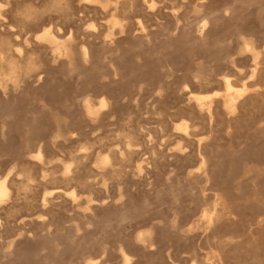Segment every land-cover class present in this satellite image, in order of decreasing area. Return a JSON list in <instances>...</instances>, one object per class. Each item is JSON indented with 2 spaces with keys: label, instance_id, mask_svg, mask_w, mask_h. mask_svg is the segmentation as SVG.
Masks as SVG:
<instances>
[{
  "label": "rangeland",
  "instance_id": "374dc122",
  "mask_svg": "<svg viewBox=\"0 0 264 264\" xmlns=\"http://www.w3.org/2000/svg\"><path fill=\"white\" fill-rule=\"evenodd\" d=\"M54 1L0 0V44L41 65L0 86V264H126L123 250L128 264H264V0ZM51 25L74 65L36 40ZM246 42L260 53L253 81ZM225 76L259 81L261 95L231 119L212 98L202 116L190 93L221 92ZM102 98L96 121L84 105ZM183 121L192 138L174 128ZM213 204L219 223L203 217Z\"/></svg>",
  "mask_w": 264,
  "mask_h": 264
},
{
  "label": "bare ground",
  "instance_id": "6f19581e",
  "mask_svg": "<svg viewBox=\"0 0 264 264\" xmlns=\"http://www.w3.org/2000/svg\"><path fill=\"white\" fill-rule=\"evenodd\" d=\"M58 1V0H57ZM56 0L54 1L55 2V5H57V2ZM85 1L86 3H89V4H92V5H97V6H100L101 8H103V10L107 11L106 9H108L110 6L114 7L115 6V9L118 8V6L120 4H124V7H127V8H132L135 3H136V0H83ZM148 0H144V2H147ZM53 2V3H54ZM84 2V3H85ZM62 4V3H59V5ZM55 5H52V6H55ZM58 6H55L53 8H56V7H59ZM31 7V6H30ZM32 8V7H31ZM1 4H0V17L2 16V13H1ZM35 10V8H34ZM34 12V11H33ZM33 12L29 11V13L27 14V16L29 18H31V16L33 15ZM36 12V11H35ZM115 14V12H114ZM36 15V14H35ZM33 18V16H32ZM25 19V18H24ZM112 23H114L115 25H118V22L116 21L117 18L115 17V15L112 16V19H111ZM35 22V20H34ZM33 22V23H34ZM23 25L22 27L25 29L27 28L30 24H27L26 21L22 22ZM28 23H29V20H28ZM13 28V26H10V30ZM52 25L51 26H47L43 29L42 32H40L39 34L36 35V40L42 42V43H45L49 46H51L52 48H54L57 52L59 51H62L63 52V55L68 59V61L73 64V58H74V52H73V49H72V45L68 42H62L60 40V38H58L54 33H53V29H52ZM23 29V30H24ZM20 37V36H19ZM72 38V36L70 37ZM71 40V39H70ZM73 40V39H72ZM72 42V41H71ZM245 47L246 48L245 50H247L252 58H253V61H254V67H253V70H252V75H251V81H253L257 76L261 75L259 73V57H260V53L256 50V48L249 42H246L245 44ZM19 46V45H18ZM13 48V45L11 44V42L6 39V38H3L2 39V42L0 44V66L6 64L8 66V73L4 74V77L3 78H0V86L3 88L4 92L6 91L7 89V84H3V80L6 81V82H11L14 87H18V85L20 84V78H19V73L22 71L24 72L25 75H28L30 73H33L34 71H36L37 69L40 68V63L36 60V59H33L32 57H29L27 60H26V66L24 67L23 64H22V61L20 60H17L16 58H14L12 55H11V51L13 52L12 50ZM21 49V48H20ZM18 50V49H17ZM53 50V49H52ZM84 50V54L87 55V50L86 48L83 49ZM19 52V51H18ZM21 52V51H20ZM22 53V52H21ZM20 55V54H19ZM32 56V55H31ZM21 57V56H20ZM39 57V55H38ZM88 58V57H87ZM70 64V65H71ZM74 65V64H73ZM259 74V75H258ZM1 77V76H0ZM204 77H202V80H203ZM206 82L207 80L204 79ZM203 80V81H204ZM259 80V79H257ZM205 82V84H206ZM256 82V81H255ZM259 81L255 84V87H249L246 83H243L241 86H237L235 84V80H233V78L229 77V76H225L223 77L222 79V85H223V91L221 92H215L213 94H204V95H195L193 93H190L191 97L192 98H195L196 99V104H197V108L199 110V113L204 116V115H207L209 116L211 119L213 117V111H214V106H213V103L214 102H210L209 104H204L205 101L207 100H211L212 98H216V99H221V105H222V108L223 110L226 112L227 114V117L228 118H234L240 111V109L245 105V103L248 102V100L252 99L253 97L255 96H260L261 95V92H260V87L258 85ZM204 84V86H205ZM207 85V84H206ZM254 85V84H253ZM251 86V85H250ZM207 88V87H206ZM253 88H255L253 90ZM251 105H253L252 103H250ZM85 110L87 112V114H89V116H92V118H95V120L97 121L98 117L100 114H102V111L103 110H106L108 107H109V103L106 99H100V101L98 102V106H94L93 104H91V102L89 101H86L85 105ZM102 116V115H101ZM100 118V117H99ZM139 125V124H138ZM264 125V124H263ZM261 126L260 125V129H263L264 126ZM179 133H181L186 139H189V138H192V132H190V125H189V122L188 121H183L182 123H178L176 124V126L174 127ZM58 132V131H57ZM63 134V133H62ZM58 137L61 136V132L59 131L58 132ZM64 137V136H61V138ZM65 138V137H64ZM131 142V141H129ZM204 140L203 139H200L199 141V145L201 146L203 144ZM129 150H131V146H128L127 147ZM35 157L38 161H41V159H43L42 157L43 154H42V151L39 150L36 154H35ZM201 159H202V162L203 163H206V157H204L202 154L200 155ZM101 159H103L101 157ZM97 160V159H96ZM106 162L109 161V157H105L104 159ZM100 163L102 162L99 161ZM112 163V162H111ZM101 165V164H100ZM72 172V164H65L64 165V169H63V176L68 179L70 174ZM254 174V173H253ZM10 175L11 173H8L6 175H4L3 177L0 178V206L10 198L11 196V187H10ZM30 176V175H29ZM28 176V177H29ZM207 175H205L206 177ZM63 177V178H64ZM208 177V176H207ZM65 180V179H64ZM73 181V180H72ZM23 190V189H22ZM48 195H51V192L50 193H47ZM46 194V195H47ZM54 195V194H53ZM70 196L71 197H75V194L74 192H71L70 193ZM255 196V195H254ZM256 199V198H255ZM75 200V199H74ZM257 200V199H256ZM47 202V198L45 197L44 199V203ZM223 202V201H221ZM225 204V205H224ZM224 204H219L221 208L224 209V207L226 206V203ZM229 204V203H228ZM263 204V203H262ZM213 210L212 211H209L206 212L203 217L207 218L209 223H219L221 222L223 219H226V214L227 212H225L224 210V214H221L218 212V209H217V204H213ZM211 207V205H210ZM230 208V207H229ZM227 208V209H229ZM259 210V209H258ZM260 211V210H259ZM229 215V214H228ZM236 216V214H235ZM234 217V216H233ZM232 217V218H233ZM230 218V217H229ZM263 218V217H262ZM231 219H229L230 221ZM228 221V222H229ZM224 222V221H223ZM227 222V221H226ZM222 224V223H221ZM220 224V226H221ZM217 226V225H216ZM215 227V226H214ZM219 227V226H218ZM150 231V230H149ZM210 231V230H209ZM151 234L150 232H146V233H140L139 234V237L141 238V241L142 242H147L146 241V238L148 237V235ZM152 235V234H151ZM208 235V234H207ZM154 236V235H152ZM215 238H217V236H214ZM139 238V239H140ZM219 238V237H218ZM138 239V240H139ZM150 240V237L147 238ZM208 240V239H207ZM220 239H217L216 241H218ZM237 240V239H236ZM209 242V240H208ZM207 242V243H208ZM150 243V242H149ZM146 244V243H145ZM209 244V243H208ZM151 246H152V243H151ZM220 246V245H219ZM210 247V246H209ZM220 252V251H219ZM217 253V252H216ZM226 254V253H225ZM121 255H122V258L124 260V262L126 264L130 263L132 261V258L126 254V252L121 251ZM221 256V253L220 255ZM91 263V262H90ZM193 263V262H192ZM91 264H100V262L98 260H94L92 261ZM196 264H198L196 262ZM206 264V263H205ZM208 264H215V263H208ZM219 264H223L222 263V258H219Z\"/></svg>",
  "mask_w": 264,
  "mask_h": 264
}]
</instances>
